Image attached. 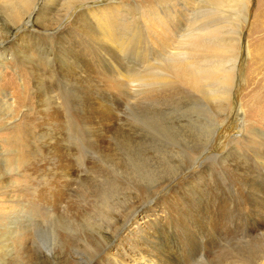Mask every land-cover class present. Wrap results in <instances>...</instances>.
<instances>
[{"label":"rangeland","instance_id":"1","mask_svg":"<svg viewBox=\"0 0 264 264\" xmlns=\"http://www.w3.org/2000/svg\"><path fill=\"white\" fill-rule=\"evenodd\" d=\"M49 1L22 23L21 49L31 34L51 45L43 22L62 29L113 2L148 16L182 6L181 38L169 40L170 65L157 52L150 59L147 83L131 78L149 63L130 47L97 51L92 15L64 38L92 56L77 70L59 66L58 46V64L17 55L23 27L0 9V264H264V0H58L38 20ZM210 6L227 11L205 37ZM195 31L204 37L193 44ZM191 62L207 69L200 88L172 74Z\"/></svg>","mask_w":264,"mask_h":264},{"label":"bare ground","instance_id":"2","mask_svg":"<svg viewBox=\"0 0 264 264\" xmlns=\"http://www.w3.org/2000/svg\"><path fill=\"white\" fill-rule=\"evenodd\" d=\"M31 1V0H30ZM45 1V0H44ZM88 0H80V3H84ZM94 2H100L101 0H93ZM241 1V0H240ZM32 2V3H31ZM30 3V5L28 6V0L26 2V0H24V3L22 2V0H0V9L4 12L5 16L9 19L12 18V20L14 21L13 24L17 26H20V27H23V32L20 33V34H17V37L15 38V44L13 45V50H15V53L17 55H24V57L26 56L28 59L32 58L34 59L35 56L32 55V53H35L36 52V55H41V57L45 58L46 60L48 61H55L57 64H58V61H56V59L52 56H55L57 54V50L58 48L56 49L55 51V46H58L60 47L59 49H62V50H65V55H66V58L64 57L62 60L60 59L59 61V66L61 68H64L66 66H68V68L72 67V68H75L78 70V68H81L82 70L87 66V61H90L92 56L91 55H87L86 53V50H84V52L82 50H78V52H75L74 49L69 51L67 49H69V43L65 41V36L68 34V33H71L73 32L75 29H74V26L75 25H78L79 27L83 26L84 24H88V19H89V15H92L94 17V21L90 22L89 25H93L95 26V31L92 33V37L96 40L93 41L94 44H96V49L97 51H103V50H108L107 53L110 54L111 56H115L113 54V52H117L119 53V50L121 51H125L127 47H130L131 48V52L133 55L135 54H140L142 55V57L145 59L146 62L149 63V65L146 66L145 69H141L139 71H136L137 73L136 74H132L131 78L133 79H136V80H143L144 82H147L149 83L150 80V74H149V71H153V67L154 65H156L154 63V61L152 63H150V59L153 58L154 54L157 52L159 55L158 57L155 59L158 61V59H164V61L166 60V62L168 63L169 61H171V59L169 60L170 57H172L173 55L176 56V54L178 52H174L172 51L173 48V41L171 42L172 43V46H170L171 43H169L170 41L169 40H173L175 38L178 39V37L180 36H176V29H177V25L178 23H180V21L182 22V6H168V10L169 13L168 15H166V12H164V10L162 8H157L155 7L154 8V12H152L151 16H148V15H141L139 12H143V11H138L136 10L135 8L132 9V7L129 5V6H125L124 3L122 2H113V3H109V4H106V5H102L100 6L97 10H94V11H90V12H86L85 10H81V11H78L76 13V15L74 16L73 20L71 22H68L66 23V26L63 27L62 29L59 28V27H56L55 24L56 22H50V23H46V22H43V24L45 23L46 26L49 27L50 31H52V35H51V45L52 47L48 46V45H44L42 42L38 41V38L36 35H32L31 34V37L25 41L26 42V45L23 49H21L17 43V40L19 38H23L24 40L26 39V35L24 33V31L27 30V28L24 27V25L26 24V21L28 20V17H30L32 11H33V8L36 6L38 0H32ZM199 2V1H198ZM224 3V2H223ZM222 3V4H223ZM27 4V5H26ZM44 4V5H43ZM42 7L38 10V20L42 17V15H44V12L47 10V7L48 9H52V6H53V10L56 11L57 10V6H58V0H51L49 1L48 3H43ZM110 4H112L113 6H111ZM56 5V6H55ZM118 5H122V7L120 8H117ZM94 6H99L97 5L96 3L94 4ZM92 6L91 7V10H93L92 8L94 7ZM224 6V5H223ZM196 7V6H195ZM194 7V8H195ZM73 8V5L69 6L66 8V11H64L60 16L63 17V15H66L69 11H71V9ZM201 8H203L201 6ZM201 8H200V11H201ZM115 9L118 10H121L122 14L124 16H121L119 17L118 16V13L117 14H113L112 12L115 11ZM197 9V8H196ZM207 9V8H206ZM61 9H59L58 11H60ZM205 10V9H203ZM209 11H207L205 16L207 17V24H209L211 22V24L206 25L204 26L205 30L203 31V33H205V37H206V33L208 32L209 33V28L211 27V25H214L215 21L220 18V15L223 13V12H226L227 10L225 9H217L216 7H209L208 8ZM49 11V10H48ZM166 11V10H165ZM195 11V10H194ZM181 12V13H180ZM193 12V11H192ZM2 13V12H1ZM47 13V12H46ZM203 13V12H202ZM50 14V13H49ZM201 15V14H200ZM198 14V16H200ZM223 15V14H222ZM47 16V14L45 15ZM177 16H181L179 19H177L175 21V19L177 18ZM44 17V16H43ZM48 17V16H47ZM62 17L59 18V20L61 19L62 21ZM45 18V17H44ZM203 18V17H202ZM205 18V17H204ZM203 18V19H204ZM47 19V18H45ZM197 19V17H196ZM200 19V18H199ZM221 19V18H220ZM224 19H226L224 17ZM10 20V19H9ZM42 19H40L41 21ZM44 20V19H43ZM42 20V21H43ZM11 21V20H10ZM12 21V22H13ZM51 21V20H50ZM58 21V20H57ZM196 21V20H195ZM198 21V20H197ZM196 21V22H197ZM200 21L202 20H199V24H200ZM204 21V20H203ZM59 22V21H58ZM221 22V20H220ZM24 25H23V24ZM42 23V22H41ZM54 23V24H53ZM194 23V22H193ZM203 23V22H202ZM202 23L200 25H202ZM204 24V23H203ZM206 24V22H205ZM224 24V23H223ZM216 25V24H215ZM220 25V24H219ZM92 26V27H93ZM198 26V25H197ZM203 25L200 27L202 28ZM86 28V27H85ZM154 28L157 30L158 32V37L155 35L157 32L154 31ZM198 28V27H197ZM198 28V29H200ZM218 28V27H217ZM78 29V28H77ZM203 29V28H202ZM214 29V28H213ZM196 30V28H195ZM216 30V29H214ZM79 31V30H78ZM83 31V30H81ZM155 32V34H154ZM197 32V31H195ZM1 33V32H0ZM7 33V32H6ZM82 35H85L84 32H80ZM137 33H144L146 34V38L144 39V41L138 43L137 39L135 38L134 34H137ZM202 33V32H201ZM22 35V37H20ZM185 35V34H184ZM198 37H197V36ZM26 36V37H25ZM203 34L200 35V32H197L195 33L194 36L192 37H197V38H202ZM203 36V37H204ZM209 35H207L208 37ZM7 37H8V34H7ZM6 37V38H7ZM91 37V35L89 36ZM175 37V38H174ZM3 39L0 41V58L2 57V55L4 54V49H6L5 47V42L6 41L4 37H2ZM34 38L37 39V42H32V43H29V41H32L34 40ZM181 38V37H180ZM175 39V40H177ZM193 39V38H192ZM196 39V38H195ZM206 39V38H205ZM208 39V38H207ZM23 40V41H24ZM181 40V39H180ZM178 40V41H180ZM198 39H196L195 41H193V44H196L194 42H196ZM36 41V40H34ZM50 41V40H49ZM48 41V43H49ZM181 42V41H180ZM72 43V42H70ZM211 44V43H210ZM160 45L159 49H164V51H161L160 50V53H159V49H158V46ZM205 45H208V44H205ZM214 45V44H213ZM195 46V45H194ZM202 46L204 47L202 41L200 43H197V46L194 47L195 50H198V49H201ZM209 46V45H208ZM211 46V45H210ZM166 47V48H165ZM21 50H20V49ZM141 48L143 50H141ZM193 48V47H192ZM217 48V47H216ZM103 49V50H102ZM176 49V48H175ZM204 49V48H203ZM208 49V48H207ZM214 49V48H213ZM76 50V49H75ZM25 51V53L23 52ZM32 51V53L30 52ZM59 51V50H58ZM199 51V50H198ZM209 51V50H208ZM182 52V51H181ZM14 53V52H13ZM104 53V52H103ZM215 53V52H214ZM213 53V54H214ZM181 54V53H179ZM204 54V53H203ZM58 55V54H57ZM104 55V54H102ZM182 55V54H181ZM205 55V54H204ZM209 55V54H207ZM220 55V54H219ZM218 55V56H219ZM29 56V57H28ZM106 56V55H105ZM179 56V55H177ZM62 58V56H60ZM164 57V58H163ZM194 57V56H192ZM220 57V56H219ZM106 58V57H105ZM109 58V57H108ZM187 58V57H186ZM185 58V59H186ZM197 58V56H196ZM207 58V57H205ZM211 58V57H209ZM213 58V57H212ZM2 59V58H1ZM0 59V66L3 65V59L1 60ZM159 59V60H160ZM221 59V57H220ZM219 59V60H220ZM99 60V59H98ZM96 60V61H98ZM181 60V59H179ZM39 61V60H38ZM100 61V60H99ZM156 61V62H157ZM185 60L183 59L182 62H184ZM213 61L216 62V60L213 59ZM94 62V60L92 61ZM159 62V61H158ZM157 62V63H158ZM186 62V61H185ZM184 62V63H185ZM211 62V60H210ZM209 62V63H210ZM163 63V61H162ZM181 63V62H179ZM193 63V64H192ZM199 63V62H198ZM212 63V62H211ZM72 64V65H71ZM159 65L161 63H158ZM169 64V63H168ZM171 64V63H170ZM169 64V65H170ZM183 64V63H182ZM123 65V64H122ZM157 65V66H159ZM203 64H201L202 66ZM209 65V64H208ZM213 65V64H212ZM38 66V65H37ZM50 66V65H49ZM163 66V65H162ZM167 66V65H166ZM197 66H200V65H196L195 62H191L187 65L184 66L185 68V72L183 71V67L182 65L178 67V69H173L172 66H171V71H175V73H172L173 76L176 78H178V80L176 81H182L185 80V82H187L188 84H190L192 86V89H196L197 87L200 88L201 85H204L203 83V80L204 77H208V75L204 76V74H207V69L204 70L203 68L200 69V67L198 68ZM236 66V64H235ZM233 66V67H235ZM216 67V66H215ZM215 67H212L211 69H213V74L215 73ZM231 67V66H230ZM160 68V67H159ZM190 68V69H189ZM210 68V66H209ZM219 68V67H217ZM86 69V68H85ZM119 69V68H118ZM169 69V68H168ZM232 69V68H231ZM38 70V69H37ZM52 70V69H51ZM60 70V69H59ZM67 70V69H66ZM225 70V69H224ZM53 71V70H52ZM63 71V70H62ZM233 71V70H232ZM64 72V71H63ZM153 72H156V71H153ZM164 72V71H163ZM209 72L211 73L212 71L209 70ZM229 72V71H228ZM157 73V72H156ZM170 73V72H169ZM217 73V72H216ZM232 73V72H231ZM65 74V73H64ZM122 74V73H121ZM168 74V73H167ZM175 74V75H174ZM123 75V74H122ZM225 82H228L230 80V82L232 83V88H233V84H234V81L232 79V77H230L228 74H225ZM211 76V75H210ZM152 77V76H151ZM173 77V78H174ZM120 78V76L118 77ZM122 78V77H121ZM129 78V76L127 77ZM172 78V77H171ZM109 79V78H108ZM117 79V78H116ZM126 79V78H125ZM132 79V80H133ZM154 79V78H153ZM121 80V79H119ZM130 80V78H129ZM128 79L126 80L129 81ZM164 80V79H163ZM211 80V79H210ZM210 80H208V82L206 83L207 85H209L210 83ZM123 83H125L123 80H121ZM151 81H153L151 79ZM120 82V81H119ZM230 82H229V86H230ZM121 84V83H120ZM226 84V83H224ZM228 85V84H227ZM226 85V86H227ZM132 86V85H131ZM197 86V87H196ZM194 87V88H193ZM225 87V86H224ZM190 88H187V90H190ZM230 90V89H229ZM198 91V90H197ZM231 91V90H230ZM66 92V91H65ZM230 95V94H229ZM224 96V95H223ZM224 100L227 98L228 100V97H223ZM225 100V101H227ZM86 109V108H85ZM226 110V107L224 106L223 107V111ZM221 126V125H220ZM219 127V125H218ZM217 132V127H215L213 130H212V133L210 135V138L208 139L207 141V144L206 146L204 147L203 150H206L208 149L211 141L213 140L214 136H215V133ZM222 155V154H221ZM223 156V155H222ZM226 157V156H225ZM69 170V169H68ZM191 175H189L188 178H190ZM194 176V175H193ZM195 177V176H194ZM188 178L186 179V182L187 181H190L188 180ZM194 179V178H192ZM185 182V183H186ZM180 185V184H179ZM174 187V186H173ZM162 189V188H160ZM183 189V188H182ZM158 190V189H157ZM156 190V192H157ZM176 190V189H175ZM159 193V191L157 192ZM155 195V194H154ZM162 198V197H161ZM192 200V199H191ZM176 202V201H175ZM173 207V203L170 204V205H167L166 206V209H169ZM175 208V207H174ZM165 209V210H166ZM187 210V209H186ZM134 211H137V210H134ZM191 211V210H190ZM168 212V211H167ZM172 213V212H171ZM213 214V213H212ZM149 220V219H148ZM128 221V220H127ZM151 221V220H150ZM125 224V223H124ZM170 225V224H169ZM162 226V225H161ZM172 228V227H171ZM169 229V228H168ZM209 229V228H208ZM168 231V230H167ZM162 235V234H161ZM211 239V238H210ZM213 239V238H212ZM210 242V240H209ZM159 245V244H158ZM48 247L49 244H48ZM161 247H167L166 245H161ZM169 251V250H168ZM167 254L163 252V256L165 257ZM162 256V257H163ZM171 256V255H170ZM189 258V257H188ZM190 259V258H189ZM162 260V259H161ZM167 262L166 260H162L161 263H164V262ZM191 261V260H190ZM154 262V264H159L158 262L156 261H152Z\"/></svg>","mask_w":264,"mask_h":264}]
</instances>
